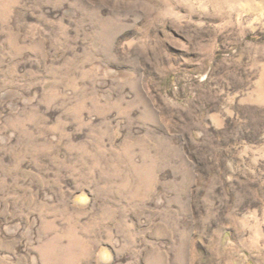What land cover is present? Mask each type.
<instances>
[{
    "label": "rangeland",
    "instance_id": "rangeland-1",
    "mask_svg": "<svg viewBox=\"0 0 264 264\" xmlns=\"http://www.w3.org/2000/svg\"><path fill=\"white\" fill-rule=\"evenodd\" d=\"M0 264H264V0H0Z\"/></svg>",
    "mask_w": 264,
    "mask_h": 264
}]
</instances>
